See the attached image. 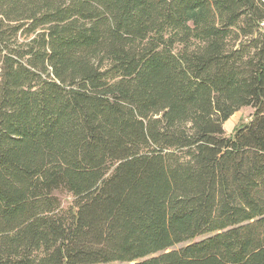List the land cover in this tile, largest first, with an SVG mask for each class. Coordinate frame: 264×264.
Masks as SVG:
<instances>
[{
    "label": "trees",
    "instance_id": "1",
    "mask_svg": "<svg viewBox=\"0 0 264 264\" xmlns=\"http://www.w3.org/2000/svg\"><path fill=\"white\" fill-rule=\"evenodd\" d=\"M0 264H264V0H0Z\"/></svg>",
    "mask_w": 264,
    "mask_h": 264
},
{
    "label": "rangeland",
    "instance_id": "2",
    "mask_svg": "<svg viewBox=\"0 0 264 264\" xmlns=\"http://www.w3.org/2000/svg\"><path fill=\"white\" fill-rule=\"evenodd\" d=\"M253 114V109L250 107H245L234 113L230 117L228 121L224 124V130L227 136H230L233 134L235 129L243 124H247L251 120V116ZM56 195L59 196V198L62 201L63 207L67 209L73 202L72 196L67 192H57ZM205 237L198 238L196 241H200ZM184 245L177 246V248L183 247Z\"/></svg>",
    "mask_w": 264,
    "mask_h": 264
}]
</instances>
